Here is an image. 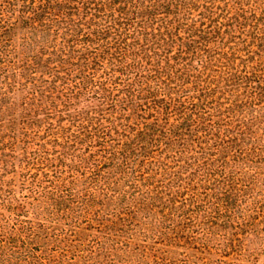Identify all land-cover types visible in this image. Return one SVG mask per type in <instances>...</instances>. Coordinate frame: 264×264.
<instances>
[{"label": "trees", "instance_id": "16d2710c", "mask_svg": "<svg viewBox=\"0 0 264 264\" xmlns=\"http://www.w3.org/2000/svg\"><path fill=\"white\" fill-rule=\"evenodd\" d=\"M0 264H264V0H0Z\"/></svg>", "mask_w": 264, "mask_h": 264}]
</instances>
